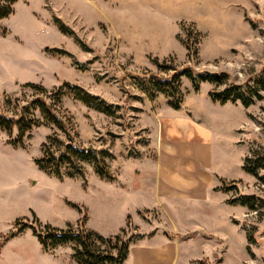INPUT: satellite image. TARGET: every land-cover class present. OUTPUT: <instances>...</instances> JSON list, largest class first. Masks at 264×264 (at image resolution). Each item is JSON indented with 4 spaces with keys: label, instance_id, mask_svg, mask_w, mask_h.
Returning <instances> with one entry per match:
<instances>
[{
    "label": "rangeland",
    "instance_id": "obj_1",
    "mask_svg": "<svg viewBox=\"0 0 264 264\" xmlns=\"http://www.w3.org/2000/svg\"><path fill=\"white\" fill-rule=\"evenodd\" d=\"M0 30L4 31L0 34V112L17 117L21 111L38 121L17 146L0 130V264H78L71 243L46 251L31 227L16 232L23 224L37 231H43L44 225L71 224L105 237H131L129 246L160 225L165 230L174 228L167 217L162 223L161 211L138 210L151 204L147 169L154 147L148 124L169 99L159 93L150 100L132 75L172 72L158 63L227 74L221 85L200 82V93L188 94L184 106L203 104L210 99L209 91L229 83L252 84L256 77H264V0H17L12 12L0 19ZM64 82L97 96L111 106L112 113L74 98L62 87ZM58 89L63 93L53 97ZM179 89L183 96L193 91L183 76ZM258 92L260 97L248 106L238 100L225 102L232 104L231 117L238 125L232 174L239 178L228 196L252 194L254 207L235 203L232 223L211 224L225 239L202 232L199 239L181 242L174 264L187 259V264H264V91ZM38 97L45 98L67 122L81 147L111 153L105 163L112 180L99 177L90 162H80L82 176L74 178L65 174L57 178L37 167L34 159L41 155L47 136L55 133L66 138L31 103ZM24 106L28 112L22 110ZM207 110L211 113L210 107ZM10 136H17L16 127ZM246 158L248 164L260 161L257 176L242 169ZM193 225L186 221L178 226ZM9 232L15 235L3 241ZM184 236L178 238H189Z\"/></svg>",
    "mask_w": 264,
    "mask_h": 264
},
{
    "label": "crops",
    "instance_id": "obj_2",
    "mask_svg": "<svg viewBox=\"0 0 264 264\" xmlns=\"http://www.w3.org/2000/svg\"><path fill=\"white\" fill-rule=\"evenodd\" d=\"M200 90L185 93L178 109L166 104L160 109L157 121L152 119L148 124L151 125L149 131L154 147V157L149 160L147 169L151 181V204H142L138 210L161 211L162 223L167 217L174 228H171L172 231L165 230L167 227L160 225L156 230H150L154 232L150 236L131 244L126 259L128 264H174L181 242L185 244L199 239L202 232L203 235L206 233L225 239L216 232V228L212 229L211 224L232 223L236 215V204L227 202L230 191L220 190L223 182L239 178L232 174L238 148L235 134L237 120L231 117L233 106L230 103H214L208 98L201 105L184 106L186 96L198 94ZM225 111L229 113L225 114ZM239 150L243 155V146ZM123 187L129 190L126 184H122ZM186 221H192L193 227L179 229L178 225ZM138 222L142 224L139 217ZM164 231L170 233L169 237L164 235ZM188 233L196 235L186 240L178 238Z\"/></svg>",
    "mask_w": 264,
    "mask_h": 264
},
{
    "label": "trees",
    "instance_id": "obj_3",
    "mask_svg": "<svg viewBox=\"0 0 264 264\" xmlns=\"http://www.w3.org/2000/svg\"><path fill=\"white\" fill-rule=\"evenodd\" d=\"M16 1L17 0H0V19L7 17L12 12L13 5ZM60 29L62 32H67L62 25H60ZM0 34H4V31L0 30ZM186 48L191 54L195 53V50L191 48V46H186ZM157 65L171 70L172 72L166 76L147 72L141 75H132V77L137 79L142 87V91L150 100H153L157 94L163 93L169 99L167 104L173 109H178L183 99V92L179 89V81L182 76L189 79L194 92H198L200 88L199 84L202 81L221 85L227 77L225 72L197 70L188 64L178 66L176 64L158 63ZM26 85L40 92L46 91L42 86L33 83H27ZM62 87H65L74 98L81 100L86 105L92 106L104 113H112L110 105L105 104L102 100L98 99L97 96L89 94L78 85L64 82ZM259 90L264 91V77L262 76L256 77L252 81V84H250V82L244 84L229 83L220 90L215 89L209 91L208 95L212 101H217L219 103H225L227 101L233 103L238 100L243 106H248L252 103L254 97H260ZM62 93L63 91L58 89L54 92L53 97L58 98ZM31 103L36 104L46 121L56 125L65 133L66 137L63 140L55 133L47 136L46 141L41 145V155L34 159V163L39 169L57 178H61L64 174L68 178H74L76 176H82V169L79 163L90 162L94 167L95 173L99 177L107 180L113 179L105 163V158L111 155L107 149L103 148L97 150L92 147H81L74 139L67 122L56 113L45 98L38 97L32 100ZM23 109L25 112H28L26 106H24L22 110ZM37 124L38 121L24 117L21 111L17 114V117L6 116L3 112H0V130L9 135L8 142L14 146L20 145L26 131ZM14 127L17 128V136L11 138L10 133ZM248 159L250 158L245 159L246 161L242 165V169L248 174L257 176V169L260 161L255 159L251 161V164H248ZM63 166L67 169L66 171H62ZM235 183L234 180L223 182L220 190L229 192L235 189ZM254 201L255 198L252 194H242L227 200L229 204L240 203L242 205H247L249 208L254 207ZM71 205L76 207L75 204ZM15 223L17 225V222ZM24 227H31L33 229V233L37 236L43 249L46 251L61 244L71 243L73 250L72 256L78 264H124L128 256L129 243L133 240L131 237L125 239L119 234L105 237L88 228L77 230L71 224H67L65 228H55L50 225H44L43 231H37L29 224H23L17 227L16 232L21 231ZM121 231H123V229H121ZM14 235L15 232H9L3 236V241ZM191 235L192 233L186 234L183 238H188Z\"/></svg>",
    "mask_w": 264,
    "mask_h": 264
}]
</instances>
